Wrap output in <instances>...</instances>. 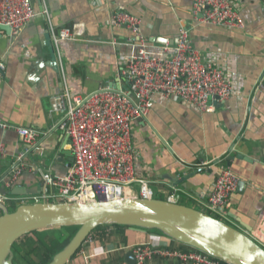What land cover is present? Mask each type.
<instances>
[{
    "label": "crops",
    "instance_id": "0c3cea01",
    "mask_svg": "<svg viewBox=\"0 0 264 264\" xmlns=\"http://www.w3.org/2000/svg\"><path fill=\"white\" fill-rule=\"evenodd\" d=\"M31 2L34 17L17 36L9 37L0 30V63L4 66L0 71V121L47 133V137L41 151L27 158L28 168L15 183V187L25 189L24 194L4 196L40 194L41 183L34 169L54 176L65 173L70 158L65 153L67 139L56 126L59 116L50 112L51 97L63 89L61 72L69 89L79 95L108 85L124 86L119 68L130 49L119 44L130 31L112 25L110 17L115 11L125 12L139 19L143 36L152 44L170 42L182 30L187 31L202 62L221 69L232 79L234 89L227 101L209 99V113L156 95L147 118L132 125L135 174L151 182L154 199L166 201L176 190L178 204L205 212L202 205L219 171L230 168L239 182L223 221L255 240L264 218V88L260 85L264 73V0H239L234 5L242 27L197 22L192 0ZM75 24L84 25L83 37L62 42L57 52L51 29L58 33ZM0 142L5 148L0 156V188L10 191L4 182L23 145L12 130H0ZM5 207L13 212L19 206L9 200ZM3 213L0 210V216ZM71 230L48 229L37 235L68 237ZM139 247L187 252L155 231L105 225L85 239L67 264H122L126 253L134 255ZM144 264L187 263L154 254Z\"/></svg>",
    "mask_w": 264,
    "mask_h": 264
},
{
    "label": "built area",
    "instance_id": "2783aa9c",
    "mask_svg": "<svg viewBox=\"0 0 264 264\" xmlns=\"http://www.w3.org/2000/svg\"><path fill=\"white\" fill-rule=\"evenodd\" d=\"M238 1L192 0V14L197 22L215 27H242L234 10ZM33 17L31 0H0V25L9 27V37L17 36ZM47 21L49 23L48 17ZM110 22L130 31V36L119 44L130 49L119 68L124 86L120 83L117 87L108 85L91 94L79 95L69 89L61 72L63 89L51 97L50 112L59 116L56 126L67 138L72 161L65 164L63 175L54 176L34 169L41 183L40 194L16 198L0 195L1 211L6 210L5 202L9 200L21 206L44 202L90 203L100 198L153 199L151 182L134 172L133 123L147 118L156 95L163 99H176L199 112L209 113L212 111L209 99L227 101L234 94L232 79L226 77L221 69L202 62L187 31L182 30L172 41L165 40L157 45L143 36L139 19L128 13L115 11ZM51 33L53 46L58 52L62 42L83 37L84 25L75 24L58 33L51 29ZM3 68L0 63V71ZM260 85L264 88V73ZM0 130L14 131L23 145L10 177L4 182V187L11 189L28 168L27 158L41 151L40 146L47 133L1 121ZM4 153V145L0 142V156ZM238 182L230 168L221 169L202 205L205 213L225 222L223 219L228 212L230 196ZM178 198L179 193L172 190L166 201L177 203ZM261 224L258 236L252 240L264 250V218ZM154 254L187 264H228L201 252L142 247L134 251L136 264H144Z\"/></svg>",
    "mask_w": 264,
    "mask_h": 264
},
{
    "label": "water",
    "instance_id": "95a60500",
    "mask_svg": "<svg viewBox=\"0 0 264 264\" xmlns=\"http://www.w3.org/2000/svg\"><path fill=\"white\" fill-rule=\"evenodd\" d=\"M0 30L9 35V27L0 25ZM67 143L66 140L65 153L70 155ZM71 161L72 157L69 158ZM24 192L25 189L15 185L10 191L0 188L2 195H21ZM3 212L0 216V264H14L12 247L27 234L77 227L69 243L49 263L67 264L85 239L96 228L105 225L156 230L177 243L228 264H264V250L245 233L205 212L160 199L100 198L90 203L44 202L21 205L13 212ZM124 258L126 264L136 262L131 252H127Z\"/></svg>",
    "mask_w": 264,
    "mask_h": 264
},
{
    "label": "trees",
    "instance_id": "16d2710c",
    "mask_svg": "<svg viewBox=\"0 0 264 264\" xmlns=\"http://www.w3.org/2000/svg\"><path fill=\"white\" fill-rule=\"evenodd\" d=\"M74 232L67 236L40 238L37 232H33L21 237L12 247L14 264H49L58 252H60L72 239ZM66 229V228H65ZM158 232L156 230H153ZM159 233V232H158ZM181 249L186 251L199 252L191 247L180 244ZM200 253V252H199ZM19 257V258H17Z\"/></svg>",
    "mask_w": 264,
    "mask_h": 264
},
{
    "label": "rangeland",
    "instance_id": "374dc122",
    "mask_svg": "<svg viewBox=\"0 0 264 264\" xmlns=\"http://www.w3.org/2000/svg\"><path fill=\"white\" fill-rule=\"evenodd\" d=\"M69 229H74V228H69ZM71 231H73V232H74V230H71ZM17 258H19V257H17Z\"/></svg>",
    "mask_w": 264,
    "mask_h": 264
}]
</instances>
